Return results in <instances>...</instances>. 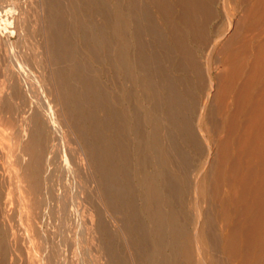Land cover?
Wrapping results in <instances>:
<instances>
[{
  "label": "bare ground",
  "instance_id": "6f19581e",
  "mask_svg": "<svg viewBox=\"0 0 264 264\" xmlns=\"http://www.w3.org/2000/svg\"><path fill=\"white\" fill-rule=\"evenodd\" d=\"M100 1L103 3L106 0ZM107 1L114 7L113 16L111 18L108 17V19L106 17L103 20L107 26H103V24L101 26L100 23L98 25V23L94 22V24L89 21L90 18H86L88 13L86 12L87 15H84L86 10L80 4L82 1H79L78 4L76 3L77 0L76 2L72 1L70 7L68 5V9H71V14L69 13L71 19H75V30L77 28V32L78 30L82 31L81 27L83 25L87 26L88 30L86 33L90 43L97 48L108 49V52L110 51L107 47L109 46V34L106 36L108 31H105L106 33L103 32L104 30H109L113 38V49L116 52L113 58L114 63L117 67L118 65L124 67L128 71L127 74L130 80L140 90L147 89L149 97L154 101V107L151 108L149 113H146L147 119L143 117L149 125V138H144L146 141L141 139L132 126L138 143L135 151L136 163L133 170L136 172V182L139 186L140 205L138 210L133 206L130 209H125L129 215H134V217L139 212L138 215L140 214L143 218H146L153 226L150 235V254L152 255L148 256L147 260H150L149 257L152 256L150 264H177L180 259L184 262L182 264H264V0H143L147 3L146 5L149 4L152 7L153 18L161 27V30L165 31V36H161L155 30L149 29L148 33L151 35L153 43L157 45L159 53L156 55L153 54L154 52L152 54L149 53L148 57L144 55L145 58H148V63L153 71L157 72L159 77H161L158 85L152 84L150 80L154 79H150L146 75L147 71L145 72L143 68V64L146 61L144 57H138L136 60L131 58L130 54H126L125 48L129 47L130 44H138L139 49L143 46V44L140 46L141 43L136 40L138 37L136 38V35L133 34L136 30L139 31L135 28L136 26L133 31L131 30V12L129 13L127 7L125 10L120 8L118 0ZM107 1L106 3H108ZM24 2L26 1L22 3ZM27 2L25 3L26 5ZM31 2H33L32 4L35 3L33 0ZM26 5H24L25 10L28 9ZM33 6L35 14L33 13V16L32 14L29 15L32 16L29 17L28 14L32 11L27 12L26 17L31 18L33 22L36 21L33 24L39 27V29H35L38 32L33 31L34 29L30 31L39 33V36L28 32V34L30 33L29 37L37 36H34V38L36 37L35 40L32 44H29L30 46L32 45V48L29 47V49H32L31 51L34 50V52H31V54H34L30 56H37L36 65L39 68L37 70L34 69L37 72L35 79L41 90L42 97H44L45 105L43 103L40 105L37 100L33 102V100L26 98L27 95L25 97L23 95L24 98L21 97L23 101L20 100V102L24 105L26 104V107L22 104L24 107L22 111L27 110V112L18 115L17 123L14 120L18 124L17 126H11L14 122L10 121V117L8 118V114H6L9 109L5 112V108L8 107L7 105L5 106V101H7L5 96L6 93L7 97L11 94L15 96V91L12 92L10 89L11 94L8 93L9 87L5 86L7 81L4 82L3 76L0 77V125L4 128L7 127L8 130L7 135L1 132L3 130H0V153L9 151L13 155V157L10 156V153L7 154L8 156L6 155L13 158V164L10 162L11 173H9L10 171L8 172V169H5L7 173L3 169L0 170V184L4 183L2 184L4 186L8 181L5 179L6 175V178L9 176L12 178L16 192H18L17 202L25 208V211H21V213L23 212L26 220H28V226L33 224L34 229V224H36V227H38L35 222H37L38 214H40L39 206L40 201H42V198L40 199L41 185L45 184L43 182L44 171L48 167V163H50L48 151L51 142L47 141L48 133L57 130L62 139L65 135L73 142V152L71 153L73 155L72 159L75 161V167L72 164L70 166L65 157L66 168L70 171L71 167L74 168V176H77L76 179H78L83 193L87 195L86 192H90L87 189L91 188L97 201L95 204L97 203L100 206V211L102 209L103 213L104 211L109 213L110 220H112L115 228L120 231V234L123 235V239L124 237L129 239L128 237L131 234L128 231L130 230L127 229V231L125 227L117 225L113 214V210H117L115 209L117 205H115V197H112V194H114L113 186L107 182V177L109 178L110 176L107 175L112 172H110L109 165L104 162L101 156V153L105 150H100L107 144L103 143L104 145H101V147L97 143L98 140L100 142V137L95 133L93 126L91 127V133L94 138L91 140L84 127L83 119L85 117L84 111L86 110L82 111V113L79 109V104H81L79 99L82 92L74 84L75 82H73L68 72L70 67L72 68L76 65V63L75 65L71 64L68 60L67 44L70 38L68 37L69 40H67L68 38L66 37L68 42L66 44V42H63L65 37L61 41L62 36H57L60 38L59 40L56 37L58 33L55 34V30V32L51 31L53 28L49 21L50 12L47 10L56 8V0H38ZM141 7L139 12L144 13V16H150L149 10L146 11V7ZM34 8H36V11ZM214 8L224 12L222 14H225V25L220 29L218 28L219 31L216 30L211 33L208 23L212 13H216ZM80 9L84 10V12L80 11ZM61 10H59L60 14L63 13ZM24 14L22 16L25 17ZM61 16L63 17V14ZM68 18L70 17L68 16ZM63 20L64 17L62 18ZM99 20L101 19L99 18ZM2 22L4 23V21ZM30 22L28 24L32 27V21L30 20ZM60 23H56L57 25L59 24L56 27H60L62 24ZM23 28L25 27L23 26ZM11 31L14 33L12 29ZM7 34L3 30L0 35V76L4 75L7 69L9 71L13 65H9L11 61L6 55V49L9 50L12 45H10L11 41ZM61 34H63L62 31ZM215 35L219 36L216 38L214 37ZM31 40L33 39L31 38ZM23 43L25 44V42ZM27 43L25 48L28 47ZM209 43V47L205 50ZM168 45L170 49H168ZM58 47H60L59 51L57 50ZM27 51L24 52L28 54L29 50ZM199 55L204 56V61L200 59L201 56L199 57ZM19 56L21 55L16 54L15 61L12 59L16 63V67L14 66V73L12 72L13 69L11 72L16 79H14L13 74L14 80L10 79L11 76H6L7 78L5 77V79L8 80L9 78V80L18 81V85L24 84L26 88L25 79L22 80L23 82H20V80L22 79V73H26H24L22 64H26L30 56L26 55L29 56L27 58L26 56H21L27 59L26 62H23ZM194 56L198 57L196 61L193 60ZM32 57L29 60H32ZM159 57L163 62L162 64ZM11 58L12 56H10ZM172 58H174L175 63L172 64L171 68L181 73V76H177V79L174 78L175 80H170L167 78L168 74L167 76L165 75V70L169 66H167V62L169 60L173 61ZM9 66L10 69L8 68ZM216 68H219V70L217 71ZM84 72L86 71L84 70ZM149 72L151 73V70ZM163 72L165 73L164 75ZM188 73H192L193 77H189ZM174 74L176 72L172 75L175 76ZM154 75L156 76V74ZM28 81L31 82V80ZM8 82L10 83L11 81ZM12 84L13 82H11L10 86ZM25 88L22 87L23 90L20 89L21 92ZM26 89L30 90L28 87ZM26 91L23 93L26 94ZM192 93L196 95L193 96ZM142 94L141 91L138 96L139 103L144 99L142 97L144 94ZM24 99H27V101ZM12 101L10 100V102ZM156 104H162V107ZM14 105L19 107L21 103L20 105L19 103ZM11 108L14 109V106ZM9 112L11 113L12 111ZM14 112L17 114L19 111L14 109ZM86 113L88 114V112ZM86 113L85 115H87ZM15 123L13 125H16ZM5 137L9 141L5 140ZM3 146H5V149ZM141 147H145L151 154V158L155 163L154 170L149 172L145 170L143 163L146 160L144 161V157L138 155ZM200 148H203V153L198 152V150H201ZM196 151L201 155L203 154V156L199 163L188 166L187 157L190 156L192 158L194 153L197 155ZM196 158H200V155ZM185 168L187 170L194 169L192 174L194 176L193 182L188 185L184 184L183 179ZM10 177L9 180L11 179ZM185 187L191 192L192 200L188 203L194 208V219L190 228H186L182 222L183 213L179 203L181 193ZM1 188L0 191L3 190ZM2 196L4 197V195ZM6 203L0 199L1 218L11 213L8 212L6 214L7 205L4 206ZM92 207L96 208L97 206L94 205ZM98 210H96V213L95 211H92V213L95 215L97 213L102 214ZM118 210L120 211V209ZM4 221L2 222L6 225V221ZM89 221L87 226L88 238H95V243L103 253L104 264H120L119 256L116 253L117 258H114L111 252H109L110 256H108L109 250L107 248L109 243L112 244V242L109 240V234L106 232L105 226L103 227V222L101 221L102 223H100L99 218ZM35 229L34 231H37ZM9 231L10 235H12L11 229ZM24 233L29 235L27 231H24ZM11 238L13 239V237ZM34 246L30 247L33 253L35 251H33ZM127 246L128 248L132 247L131 243ZM7 254L8 252L3 256H7ZM127 254H129V251ZM3 256L2 258L0 256L2 260L6 258ZM33 256L30 257L28 252L27 258H32ZM130 256L132 258V255ZM27 258L26 261L28 260ZM48 258L50 259V257ZM34 259L36 258L34 257ZM39 260L41 261V259ZM32 261H34L33 258Z\"/></svg>",
  "mask_w": 264,
  "mask_h": 264
},
{
  "label": "rangeland",
  "instance_id": "374dc122",
  "mask_svg": "<svg viewBox=\"0 0 264 264\" xmlns=\"http://www.w3.org/2000/svg\"><path fill=\"white\" fill-rule=\"evenodd\" d=\"M23 1L27 2V0H8V1L7 0H0V17H1L0 26L1 25L3 26V27L1 26V28H0V35H1V31L3 33V30L6 34H7V32H9V34H10V35L9 34H7V35L10 38V41L12 42V43L10 42V45L12 44L11 45L12 47L10 46L9 50L6 49V53H7L6 55L8 56L9 61H11V62H9V65L11 66L13 64L11 66V69H10V66L8 67L10 69L9 70L10 72L13 69V71H12L13 73H14V70L16 67V65H15L16 63L14 62L16 54L17 55L20 54L21 56H24V57L26 55H29V56L33 55L34 53L31 54V52H34V50L31 51L32 49H29V47L32 48L31 47L32 45L30 46L29 44H32L33 41L35 40V38L37 36H39V33H35V32H38V30H35V29H39V27H37V26H35V24H33L36 21L34 20L35 22H33V20L31 18H29V17L33 16V13L35 14V12H33L32 7H34L33 5L35 3H37L38 0H33L35 2L34 4H32L33 3V2H31L32 0H28V2H30V3L27 2V5L25 4L26 2L22 3ZM69 1L70 0H65V2H64V0H56V4H57L56 8L55 9L52 8L50 10H47L50 12V13L48 12L50 14V16H49L50 20L49 21H50V24L52 25V28H53V29H51V31H53V32L56 31L55 34L58 33V34H56V37L62 36L61 41H63V37H65V41H63V42H66V44L69 42L67 44L68 45V60H69V62H71V64L73 63V65H75V63H76V65L72 68L70 67L68 72L70 73V75L73 79V82H75L74 84L77 87H79L81 89L80 92H82V94H81L82 97L80 96V99H79V102H81V104H79V109L81 112L86 110V111H84L85 117L83 119L84 120V127L87 130V135L91 140L94 138L92 136V133H91L92 132L91 127L93 126L95 133L98 134L100 137V142L98 140L97 143L100 146L107 144L106 145L107 147L105 145H104L105 147L101 146L102 148H100V150L101 151L105 150L101 153V156L103 157L104 162H106V164L109 165L110 172H112L111 174L107 175V176L110 175L109 178L107 177V179H108L107 182L109 185L113 186L112 190H113L114 194H112V197L113 196L115 197V198L114 197L113 198L115 201V205H117L115 209H117V210L120 209V211L118 210L119 212L117 210H115V211L113 210V214L116 218L117 225L119 224V226L121 225V226L125 227L126 230L129 229L130 231H128V230L127 231L131 235H130V237H128L129 239H127L125 237L123 239V237H122L123 235L120 234V231L117 228H115L112 220H110L109 213H107L106 211H104V213H103V210L101 209V211H100V209H99L100 206L97 203L95 204V202H97V201L93 195V191L91 190V188L87 189L90 191V192H88V191L86 192L87 195H85V193H83V191L81 189V185L78 183V179H76L77 176L76 175L74 176V172H73V169H74L73 167H75V165H74L75 161L72 159L73 155L71 153V152H73V142L69 137H67V136L65 137V135L63 136V139H62V137L59 135V131L53 130V131L48 133V140L47 141L51 142L50 146H49V151H48V153L50 155L49 160H50L51 165H50V163H48V167L44 171L46 177H45V175L43 176V180H44L43 182L45 184L41 185V188H42L41 191L42 192L40 191L41 192L40 199L42 198L41 199L42 201H40V206H39V208H40L39 213L40 214H38V218L36 217L37 222H35L38 224L37 225L38 227H36V224H34L35 228H37V229H35V228L34 229L37 231H34L33 224H30V226H28V220H26L25 215L23 213L25 211L24 210L25 208L23 206L19 205L17 202L18 201V198H17L18 192H16L17 190L14 186L12 178L9 176L11 178L9 180V177L6 178L7 175L5 174L6 175L5 179L8 180L6 182L7 184L5 183L4 186L2 185L4 183L0 184L3 188V190L0 191V196H1L0 199L3 200L4 202H7L6 204H4V206L7 205L6 206L7 207L6 214H8V212H11L10 214L5 215V216H7L6 218H5V216H3L4 218L0 217V223L4 220L6 221V225L3 222L1 223L2 225L0 224V237H1L0 238V247H1L0 252L2 251V253H0L1 258L3 255H6V253L8 252L7 256H3L4 258L6 257L5 259L7 261L4 258H3L4 260H2L0 258V261H1V264H11V263L12 264H18V263L19 264H27L30 260H31V262H33L32 264H35L36 262H37L36 264H44V263L45 264H48V263L49 264L50 263L51 264H104V261H103L104 257L102 255L103 253L99 249L98 245L95 243L96 242L95 238L94 237L91 238L90 236H89L90 238H88V233H87V226H88V223L90 222L89 220L94 221L95 219L99 218L100 223L103 222L102 223L103 227L105 226V230L109 234L108 236H109L110 242H112V244L114 245L113 246L112 244L109 243V246L107 248V250H109L108 256H110L109 252H111L113 254L114 258H117L119 256L118 259H120V264H150L152 256L149 257L150 260H147V259H148V256L152 255V254H150V249H151L150 235H151V231H152L153 226L146 218H143V216H141L140 214L138 215L139 212L136 213L135 217H134V215L132 216L130 214L132 216L131 217L129 215V213L126 212L125 209L126 208L130 209L133 206L136 210H138V206L140 205V202H139L140 199L138 196L139 195L138 194L139 193V189H138L139 186L137 185V182H136L137 181L136 172H135V170H133L135 167V163H136V152L135 151H136L137 144H138L137 143V137H136L134 130L138 133V135L141 139H144V138L148 139L149 138L148 137L149 125L147 123V120H145V118L147 115L146 113L147 112L149 113L151 111V108L154 107L153 106L154 101H152L151 98L149 97V95L147 93V89L141 88L142 90H140V88L138 86H136L130 80V77L127 74L128 71L124 67H120V65H118V67H117L116 64L114 63L113 58H114V55H116V52L113 49L112 34L109 32L108 29L107 30L103 29L104 30L103 33H106L108 31L106 33V36L109 34V36H108L109 37V46H107L110 50L109 52H108V49L103 50L102 48H100V47L97 48L95 45H92L90 43L89 38H88V34L86 33L88 30L87 26L85 27L83 25L84 29H83V27H81L82 31L80 30L81 32H84L86 34L81 33L79 30L77 32V28L75 30V25H74L75 19L74 20H73V18L71 19V15H69V13L71 14V12H70L71 9H68V8L70 7L71 2L72 1L76 2V0H72L70 2ZM79 1H82L80 4L82 7L85 8V9L84 8L83 9L86 10L84 12V10L80 9V11L84 12V15H87V13H88L86 18L87 17H88V19L90 18L89 21H92V23H94V22L98 23V25L100 23L101 26H102V24H103V26L104 25L107 26L106 24H104L105 23V21H103V20H105L104 18H106V17H107V19H108V17L111 18L114 14V7L107 0L106 1L108 3H106V1L101 3L100 0H94V1H92V0H87V1L86 0L85 1L79 0ZM79 1L77 0L76 3L78 4ZM23 4L28 7L27 10H25V7ZM28 4H31L32 6L31 5L28 6ZM118 4H119L120 8L125 10L127 7L129 10V13L131 12L130 13V14H132L131 15V17H132V19H131V21H132L131 22L132 23L131 24V30L133 31L135 28L139 30V31L136 30L135 33L133 32V34L136 35L135 36L136 38L138 37L136 40H137V42L141 43V44L139 43L140 46H142V44H143V46L140 47L141 49H139L138 44L137 45H131L130 44L129 45L130 48L129 47L125 48L126 54H128V55L130 54L129 56L131 58H134L137 60L138 57H140V58L144 57L145 58L146 55L148 57L149 53L152 54L154 52L153 53L154 55L159 53V49H158L157 45L155 43H153L154 41L152 40V37L148 33V31H149V29L150 30L153 29V30H155L156 33H159L161 36H165V31L161 30V27L157 24L156 20L153 18L154 14H153V10H151L152 7H150L149 4L146 5L147 3H145V1H143V0H127V1L126 0H118ZM68 5H69V7H68ZM60 6H61V9L63 8V10L60 9ZM65 6H67V7H65ZM141 6L143 8L146 7V9H145L146 11L149 10L148 13L150 16H144V13L139 12V9ZM35 7H36V5H35ZM35 9L36 8H34V10ZM214 9H215L214 11H216V13H212L211 18L209 19L210 22L208 21L211 33L215 32L216 30L219 31V29L225 25V14H222L223 11H220L219 9H216V8H214ZM51 10H53V11L51 12ZM59 10H61V12H63V13L60 14ZM2 12H4V13L2 14ZM22 12H23V14L25 13L24 14L25 17L22 16L23 15ZM27 12H31V13L28 14ZM53 12H54V14H52ZM102 12H104V13H102ZM67 13H68V15H67ZM26 14H28V16L32 14V16L26 17L27 16ZM62 14L64 17V20H63L64 22L62 21V18H63L61 16ZM93 14L95 15V18H94ZM96 14H97V16H96ZM2 16H3V18H2ZM68 16L70 18H68ZM23 17H24L25 21H24ZM26 18H27V20L29 18V20H28L29 22L26 20ZM99 18L101 20H99ZM30 20L32 21L31 26L32 27L35 26V27H33V28L30 27V25H29L31 23ZM56 20H57V22H56ZM59 20L62 21L61 23L63 25L60 23ZM2 21H4V23ZM56 23H60L61 24L60 27H56V26H59V24L57 25ZM37 24H38V22H37ZM6 26H7V29H6ZM23 26L25 28H23ZM27 26L30 27L28 29L29 31L27 30V28H28ZM141 28H142V30H140ZM1 29H3V30H1ZM11 29L14 31V33L11 31ZM22 29H24V30H22ZM6 30H8V31H6ZM30 30H33L35 32L32 33ZM61 31L63 34L65 33L66 36L61 34ZM28 32H31V34H38V35L37 36L34 35V36H36L35 38H34V36L29 37L30 33L28 34ZM59 34H61V35L59 36ZM110 35H111V42H110ZM218 36L215 35L214 37L217 38ZM66 37L70 38V40H69V38L67 39V40H69L68 42L66 41ZM31 38L33 40H31ZM13 39H15V40L13 41ZM58 39L60 40V38H58ZM22 41L25 42V44ZM29 42H31V43H29ZM26 43L28 44L27 45L28 47H26L27 50H29L28 54L24 52V51L28 52L25 48ZM18 44L21 46L19 47ZM22 44H23V46H22ZM209 45H210V43L206 46L205 50H207ZM23 47H24V49H23ZM69 47H71V48H69ZM168 47H169L168 49H170L169 45H168ZM59 49H60V47H58L57 50L59 51ZM7 56H5V57H7ZM10 56H12L11 59H10ZM21 56H19V57L22 58ZM29 56H26V58ZM202 56L203 55H199L200 59L204 58V56L203 57ZM31 57L32 56H30V58H28L27 62H26V60H27L26 58H24V59L22 58V61L26 62V64H24L22 62L23 63L22 68L24 69V73L25 72L26 73L25 74L22 73V76H21L22 79L20 80V82H23L22 80L25 79V81H26L25 83L27 85L26 88L27 87L30 88V90L28 91V89L25 88V85L21 84L22 87L25 88V90H27L26 94L23 93L25 90L21 92L20 89H22V87L20 84L19 85L17 84L18 81L17 80H16L17 82L13 81L16 78L12 72L10 73L8 71V69L6 70V73H4V75L0 76V77H2V76L4 77V79H3L4 82L7 81V82H5V84H6L5 86L7 88L9 87L7 92L11 94V90H12V92L15 91L14 92L15 96H14V94H11V95H8V97H7V93L5 96V99L7 100V101H5V106L6 105L8 106L5 108V112L7 111V109H9L8 112L12 111L11 113L13 114V116L10 112H9L10 114L8 112H6V114H8V118L10 117L9 118L10 121H12L14 123H15V121L17 123V121H18L17 118L19 117L18 115H20L21 113L24 114L27 112V110L22 111V109L24 108L23 107L24 104L22 102H20V100L23 101L22 98H24L25 95H27V97H26L27 99L29 98V99L33 100V102H35L37 100V102L40 105H42L41 103H43L45 105L44 97H42L41 90L39 89L38 83L36 82V79H35V74L37 73L36 70L39 68L36 65V57L37 56L34 55L32 57V60H29V59H31ZM194 57H193L194 58L193 60L196 61L198 59V57H196V56H194ZM12 59H14V61ZM145 59H146V61L143 64V68H144L145 72L147 71L146 75H148V77L150 79H154L156 81L155 82L154 80L149 79L152 82V84L158 85L161 77H159V74L157 72H154L153 69L150 67V65L148 63V58H145ZM159 59H160V57H159ZM173 59L174 58H172V60ZM170 60H171V57H170ZM170 60L167 62L168 63L167 66L168 65L169 66H168L167 70H165L166 74L163 72V75L165 74L167 76V74H168L167 78H169L170 80H172V79L175 80V79H177V76H181V73L177 72V70L174 71L171 68L172 64H174L175 61L174 60L170 61ZM160 61L162 64L163 62L161 59H160ZM203 61H204V59H203ZM24 65H25V67H24ZM34 65H36V66H34ZM60 65H62V64H60ZM83 68H85V69H83ZM34 69H36V70H34ZM148 69L151 70V73L149 72L150 70L148 71ZM84 70L86 72H84ZM216 70L218 71L219 68H216ZM175 72H176V74H174L175 76H173L172 74ZM125 73L127 74V76ZM12 74L14 76V79H13ZM154 74H156V76ZM171 75H172V77H171ZM6 76L7 77L11 76L12 78L10 77V79H13V80H9V78H8V80L5 79ZM188 76L191 78L193 77L192 73H188ZM28 80H31V82ZM8 81L13 82V84L11 85L12 88L10 86L11 82L9 83ZM32 84H33V86H32ZM35 84H36V86H34ZM19 87H21V88H19ZM9 90H10V92H9ZM17 91L19 92V94ZM141 91L144 94V96H142L144 99H142V102L139 103L138 96L141 94ZM192 94H193V96L196 95L195 93H192ZM23 95H24V97H23ZM28 95H30V96H28ZM27 99H24V100L27 101ZM10 100H13L14 102L13 101L10 102ZM15 100H17V101H15ZM42 100H43V102H41ZM26 101H24V102H26ZM15 103L16 104L19 103V105L21 103V106L18 107L17 105H14ZM156 105H158V106L161 105V107H162V104H156ZM9 106H11V107L14 106V109L16 111H19V112L16 114L14 112V109L9 107ZM15 106H16V108H15ZM24 106L26 107V104ZM80 106H81V108H80ZM86 112H88V114ZM89 112H90V115H89ZM85 113L87 115H85ZM16 115H17V117H16ZM143 117H145V118H143ZM14 123H12V125L10 123L9 124L11 126H17L18 125L16 123H15L16 125H13ZM94 123H96V124H94ZM0 126H2V125H0ZM132 126L134 127V130H133ZM2 127H0V128H2ZM0 130H3L1 132H3L4 134L7 135V133H8L7 127L6 128L3 127ZM6 137H9V136H6ZM6 137H5V140L9 141V139H7ZM101 138H102V140H101ZM51 144H52V147H51ZM68 144H69V146H68ZM3 147L5 149V146H3ZM140 150L141 151H139L140 153L138 155L143 156L144 161L146 160L143 163L145 170H147L148 172L154 170L155 169V167H154L155 163L153 162V159L151 158V154L149 153V151L145 147H141ZM202 151H204L203 148L201 150H198V152H200V153H203ZM198 152H197V155H196V153L193 154L195 157L194 156H192V158L190 156L187 157V160L189 161L188 166L195 165L197 162L199 163L203 154L201 155ZM9 153H10L9 151H6V152L2 151L0 153V155H1L0 161L3 162V163L0 162V170L3 169V171H5V173H7V170H5V169H8V172H9L11 170L10 169L11 164H13V162H12L13 158L10 157V156L13 157V155L10 153V156H9L10 158L7 157L8 156L7 154H9ZM199 155H200V158L197 159L196 157H199ZM4 156H6V157H4ZM65 157L67 158L66 160L68 161V164L70 166H71V164L73 165V167H71L72 168L71 171L68 170V168H66V166H65L66 165ZM1 158H2V160H1ZM10 162H11V164H10ZM1 163H2V165H1ZM3 164H4V166H3ZM49 167H50V169H48ZM201 167H203V166L201 165ZM193 170L194 169H189V170H187L186 168L184 169L183 179H184L185 185H188V184L193 182V179H194V176L192 175ZM9 173H11V171ZM1 186H0V188H1ZM117 191H118V194H117ZM2 195H4V197ZM191 198H192V195H191L190 190L187 189V187H185L181 193V199H180L179 203L182 207V213H183L182 222L185 224L186 228L192 227L191 224H192V220L194 219V208L192 207L191 204L188 203L189 201L192 200ZM58 199H60V200L58 201ZM56 201L58 202V204H56L57 203ZM75 202H77V203L75 204ZM59 203H60V205H59ZM63 203H64V205H63ZM94 205H96L97 207L96 208L92 207ZM20 208H22V209H20ZM96 210L101 212L103 215L100 213L99 214L97 213V215L93 214L92 211H95V213H96ZM21 211H23V212L21 213ZM89 211H90V213H88ZM11 214H12V216H11ZM88 214H90V215H88ZM73 215H76V216H73ZM90 216L92 218L94 217L95 219L94 218L92 219ZM105 217H106V219H105ZM88 218H90V219H88ZM135 219H137V220H135ZM25 220H26V222H25ZM138 223H140V224H138ZM3 224L5 226L4 227L5 229L3 228ZM1 226L4 230L1 228ZM27 226L29 229L27 228ZM10 229L13 232V234L11 233L12 235H10V231H9ZM32 229L34 232L33 231L31 232ZM24 231L25 232L27 231L29 235H26L27 233H24ZM10 236L13 237V239ZM6 238H7V240H6ZM87 238H88V241H87ZM42 242L44 243L43 246H42V244H43ZM130 243H131L132 247L128 248L127 245H130ZM5 244H7V245H5ZM125 244H126V246H125ZM33 245H35L37 247V250H36L35 246L33 247V251L35 250L34 253L31 251L32 249H30V247L32 248ZM48 248H50V249H48ZM132 248H135V249H132ZM135 250H136V252H135ZM3 251H4V253H3ZM9 251H13L14 253L9 252ZM128 251H129V254L132 255L133 259L131 258V256L129 254H127ZM28 252H29L30 257L34 255L32 257L34 261H32V258H27ZM20 253H21V255H20ZM36 253H37V255H36ZM11 256H12V258H10ZM7 257L9 258V260L11 259L12 261L10 260L11 261L10 262ZM34 257L36 259H34ZM42 257H43V259H42ZM45 257H47V258L50 257V259L49 258L47 259ZM128 257H130L129 259L133 263H131L129 261ZM26 258L28 260L29 259L30 260L26 261ZM17 259H18V261H17ZM39 259H41V261ZM45 259L48 261L46 262ZM31 262H29V264ZM177 262H179L177 264L184 263V262H182L181 259Z\"/></svg>",
  "mask_w": 264,
  "mask_h": 264
}]
</instances>
